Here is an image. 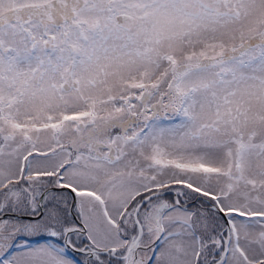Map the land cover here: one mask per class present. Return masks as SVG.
I'll list each match as a JSON object with an SVG mask.
<instances>
[{
    "label": "snow or ice",
    "instance_id": "6c2138e0",
    "mask_svg": "<svg viewBox=\"0 0 264 264\" xmlns=\"http://www.w3.org/2000/svg\"><path fill=\"white\" fill-rule=\"evenodd\" d=\"M0 264H264V0H0Z\"/></svg>",
    "mask_w": 264,
    "mask_h": 264
}]
</instances>
